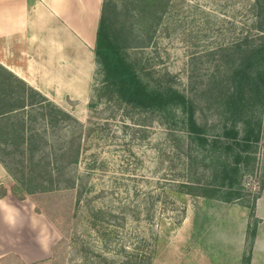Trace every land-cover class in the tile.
Masks as SVG:
<instances>
[{
    "label": "rangeland",
    "instance_id": "374dc122",
    "mask_svg": "<svg viewBox=\"0 0 264 264\" xmlns=\"http://www.w3.org/2000/svg\"><path fill=\"white\" fill-rule=\"evenodd\" d=\"M163 4L166 12L129 43L134 46L125 50L127 58L150 88L171 87L185 93L193 101L197 122L215 130L219 115L209 105L206 90L225 47L249 33L253 0H163ZM136 43L145 46L136 48ZM103 78L95 63L88 98L67 100L62 109L82 125L72 130L76 137L80 135L82 145L80 161L70 172L77 185L30 196L36 210L44 214L39 218L31 214V221L47 222V216L53 223L47 235L56 233L57 242L48 254H35L32 247L31 253L11 254L0 264H123L129 262L128 255L146 258L150 251L154 257L147 264H183L188 230L184 234L182 222L199 200L177 192L185 178L187 152L180 114L141 112L120 105L106 93ZM34 111L38 119L31 126L60 147L70 134L59 127L51 129L47 116L41 119L38 113L47 114L48 109ZM9 152L0 150V158L15 170L22 158ZM256 157L255 171L242 181L243 188L254 194L261 193L264 180V117ZM21 188L14 182L19 198L25 194ZM98 207L119 215L106 217V246L89 222L91 209Z\"/></svg>",
    "mask_w": 264,
    "mask_h": 264
},
{
    "label": "trees",
    "instance_id": "16d2710c",
    "mask_svg": "<svg viewBox=\"0 0 264 264\" xmlns=\"http://www.w3.org/2000/svg\"><path fill=\"white\" fill-rule=\"evenodd\" d=\"M117 2L121 3V7ZM117 2L102 0L93 50L95 63L104 76L106 93L115 97L120 105L141 112L174 116L177 111L180 114L179 122L186 134L187 152L183 166L185 178L178 183L177 192L193 198L247 206L250 209V222L243 264H249L259 222L254 215V206L260 193L245 190L242 181L244 176L255 171L256 153L263 139L264 0H253L249 33L225 47L220 54L218 72L209 81L210 87L206 90L211 98L209 105L216 108L220 120L219 125L214 126L215 130L197 122L193 101L185 93L171 87L150 88L127 58L125 50L134 46L129 43L138 38L139 32L150 30L153 21L156 18L159 20L166 12L163 0ZM142 44L136 43V48L145 46ZM28 89L22 81L0 66V131L3 135L5 131V140L14 146L9 154L17 153L22 158L18 161L19 168L15 170L9 168L1 158L0 162L28 196L37 192L72 188L77 185V180L72 178L70 172L82 156L80 135L76 137L72 130L75 126L80 130L82 125L41 95L32 90L30 93L33 96L27 94ZM98 98L101 99L102 95ZM111 101L110 98L107 102ZM36 107L49 110L47 114H38L41 119L47 116L51 129L59 127V131L66 130L70 134V137L63 138L60 147L47 142L43 132L34 133L31 122H36L38 118L29 112H33ZM208 171L209 174H206ZM263 186L264 180L260 188ZM3 193L0 189V196ZM115 216L119 215L108 207L93 208L89 213L90 225L105 246L109 240L104 227L105 220L106 217L113 219ZM146 255V258L128 255L129 262L123 264H147L154 257V252L151 254L150 251Z\"/></svg>",
    "mask_w": 264,
    "mask_h": 264
},
{
    "label": "crops",
    "instance_id": "0c3cea01",
    "mask_svg": "<svg viewBox=\"0 0 264 264\" xmlns=\"http://www.w3.org/2000/svg\"><path fill=\"white\" fill-rule=\"evenodd\" d=\"M101 9L102 0H0V66L29 88L27 94L33 96L32 90L61 110L67 100H86ZM34 112L29 114L36 116ZM3 132L0 150L14 149ZM35 132L39 130L34 127ZM14 182L0 162L4 192L0 196V259L31 253L32 247L35 254H48L57 242L56 233L47 235L52 224L46 218L47 222L31 221V214L39 218L43 212L36 210L27 194L19 198ZM197 199L182 222L184 234L188 230L183 239V264H243L250 209L238 203ZM254 215L259 222L249 264H264V186Z\"/></svg>",
    "mask_w": 264,
    "mask_h": 264
}]
</instances>
